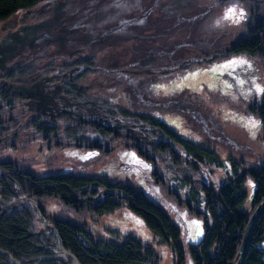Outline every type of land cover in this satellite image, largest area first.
Listing matches in <instances>:
<instances>
[{"label":"trees","instance_id":"obj_1","mask_svg":"<svg viewBox=\"0 0 264 264\" xmlns=\"http://www.w3.org/2000/svg\"><path fill=\"white\" fill-rule=\"evenodd\" d=\"M41 1L0 0V23L16 24V29L0 40V112L5 113L0 118V250L4 251L0 252V264H7L10 257L37 264H73V260L77 264L160 263L161 257L150 243L117 229L107 228L104 238L83 224L52 217L45 227L36 230V211L45 219L47 213L41 204L31 206L32 197H57L72 209H88L100 215L125 207L141 217L154 243L165 245L170 252V242L173 244L172 264H232L250 216L242 209L248 179L253 182L251 211L264 198V151L263 164L243 169L242 159L247 158L226 155L229 167L223 182L214 188L199 181L195 187L200 166H222L218 146H237L230 138L223 139L228 143H220L213 137L216 132L205 138L209 130L218 132L223 125L211 106L224 105L228 99L221 87L207 91L204 98L187 89L161 95L153 91L152 85L241 54L249 56L252 67L238 68L234 73L241 77L248 73L252 83L257 77L252 59L264 56V18L244 27V35H236L238 30L229 32V24H218L220 11L213 4L203 9V1L197 6L191 0H86L77 4L74 0H46L40 12L48 17L30 22L34 17L31 7ZM217 1L224 4L222 10L234 3ZM135 4L137 20L151 19L156 31L143 29L140 44L128 45V38L136 35L117 33L136 18L122 20L111 29L104 26L120 20ZM188 8L197 11L188 18L189 35L196 32L195 23L210 10L217 12L210 27L226 33H218L216 46L203 45V49L186 57L172 52L173 48L167 49L160 39L168 35L172 24L180 23ZM55 26L57 29H52ZM63 26L84 32L64 44L55 34ZM229 33L232 38L226 40ZM50 47L54 52L40 59L23 56L38 48H42V56ZM247 83L243 84L245 89ZM236 87L235 81L234 90ZM251 89L253 99L248 100L244 112L260 120L264 148V91L256 101L254 86ZM155 113L180 116L185 128L197 133L201 142L182 138ZM33 141L45 143L46 150L62 144L102 152H110L114 144L134 150L152 166L154 182L178 179L189 186L186 208L202 220L203 237L196 245L181 247L179 226L142 189L129 183L110 182L105 175L38 176L28 163L10 158L12 152L28 147H19L17 142ZM116 189L126 190L131 201L122 199ZM56 233L65 256L58 255ZM241 264H264V210L248 238Z\"/></svg>","mask_w":264,"mask_h":264},{"label":"rangeland","instance_id":"obj_2","mask_svg":"<svg viewBox=\"0 0 264 264\" xmlns=\"http://www.w3.org/2000/svg\"><path fill=\"white\" fill-rule=\"evenodd\" d=\"M45 1L46 0H42L37 6L31 7L34 17L30 22H36L48 17L46 12H40V8L45 5ZM74 1L76 4L79 2H86V0ZM191 1L196 3L197 6L203 1V9H206L213 4L214 6L212 7H216L217 12L220 11L217 15V17L219 16L218 24H229V32L233 30V28L238 30L236 35H244V27L249 25L252 26L255 23L253 21L258 20L259 17L264 18V0H227L225 1V4L228 2L234 3L225 7L223 10L221 8L224 4H219V1L217 0ZM132 6L133 7H131L127 13L125 12L122 14L120 20L108 23L104 27L111 29L114 26L120 25L122 20H133L132 18H136L138 14L135 9H137L138 5L135 4ZM49 7L51 8L52 5ZM229 9H232L233 11L229 13ZM196 12L197 11L194 8H188L178 20L180 23L177 25L172 24L167 29L168 35L161 36L162 38L160 40L166 43L167 49L169 47L173 48L172 52H175V54H186L185 56L188 57L192 52H198L203 49V45L216 46L217 43H219L217 35L220 34L219 32L224 34L226 32L217 29L215 30L210 27L211 25L209 24L217 13L214 10H210L208 14L204 13L200 18V21L195 23V26L197 27L196 32L189 35V26L187 24L189 22L188 18L196 15ZM150 20L148 21V19H144L143 21H138L136 18L133 20L134 22H132V24L119 30L117 34H121L125 37L129 34H135V37L128 38L130 41L128 45H132L134 42L140 44L139 35L144 33V31H142L143 29L147 28V31L150 32L153 30L156 31V23H150ZM3 22L4 21L1 23ZM14 26H16L15 23L4 22L0 26V40L7 37L10 32H13L16 29ZM99 28H101V26ZM52 29H57V27L55 26ZM82 32H84V29L80 28L78 31H75L73 27L66 28L63 26V30H61L60 33L55 34H58V38H60L61 42L65 44L80 37ZM167 37L168 40L165 39ZM231 38L230 33L228 36H225L226 40H230ZM196 42L198 43V47H193V44H196ZM68 47L69 46L66 48ZM41 50L42 48H38L34 50L33 53L27 51L23 56H33L34 59H40L50 51L54 52V48L50 47L46 49L47 52L45 54L39 56V51ZM253 60H255L257 77L252 83L251 80L248 79V73L243 77L234 73V70L238 68L250 69L252 67L249 56L241 54L215 63L206 68L197 69L184 75L174 76L152 85L153 91L161 95L172 91L187 89L204 98L206 97L207 91H212L214 88L221 87L220 90L223 91V95L228 99L224 105L211 106L214 113L218 114L220 121L223 122V125L220 126L222 131L218 130L217 132L215 130H209L205 138L208 139V137L216 132L217 136L213 135V137H216L215 139L219 140L220 143L223 144V141H225L223 140L224 138H230L235 141L237 146H231L229 144L218 146L216 149L221 156L222 166H200V170L195 176V187H198L200 184L199 181L214 188L223 182L224 173L229 167L224 159L226 155L231 154L232 156L238 155L244 156L245 159L247 158L246 160L242 159V162L245 163V165L242 166V169L263 164L262 155L264 148L262 147L261 141L263 133L260 120L255 115L250 116L244 112L248 100L253 99L251 88L254 86V90L258 96L256 101L260 100L259 98L264 91V56H255L252 61ZM225 73H229V75ZM230 73L235 77V81L237 82L235 90V81H232L233 78ZM223 74L227 77L225 76L226 78H224L222 76ZM246 77L248 83L245 79ZM244 83H247L246 89L243 86ZM261 85L262 88L260 89ZM243 94H245V101L242 98ZM155 115L168 127L177 131L182 138L190 139L195 143L201 142V138H199L197 133L193 131L191 132L185 128L180 116L172 113H155ZM4 116L5 113L0 112V118H3ZM195 126H198V129L200 130L199 123H196ZM191 128L194 129L193 127ZM201 134L204 135L202 132ZM54 141L55 140H53V142ZM225 142L228 143V141ZM17 144L19 147L27 144L28 147H25V150L22 151L18 150L12 152L13 154H11L10 158H17L24 163H28L38 176L49 173H68L90 176L105 175L110 182H118L121 184L129 183L142 189L146 196L158 203L169 214L171 220L179 226L181 231V247L186 248L188 244L196 245L203 237L202 220L192 215L186 208L185 200L189 197V186L183 185L182 180L178 179H171V181L164 183L154 182L151 179L153 175L150 174L152 166L134 150L126 149L122 146H116L115 144V147H113L110 152H102L97 148H71L63 144L61 147L53 146L55 148H52V150H46V144L41 143L40 141H33L29 144L17 142ZM245 190L247 196L242 209L246 211V213L251 214L252 205L250 199L253 193V182L249 179L246 182ZM29 203L32 207L35 203H38L45 208L47 213V219L45 220L47 223L50 221L49 218L52 217L64 219L75 224H83L95 235L104 238L107 236V234H105L107 233V228L117 229V231L122 234L134 235L142 242L150 243L153 246L154 250L161 257L159 264H172V255L168 247L163 244L154 243L155 241L144 227L141 217L125 207L117 209L112 214L100 215L88 209H72L68 205L62 203L57 197H32L30 198ZM35 226L36 230L43 228L37 214ZM29 264H37V262L33 261Z\"/></svg>","mask_w":264,"mask_h":264},{"label":"water","instance_id":"obj_3","mask_svg":"<svg viewBox=\"0 0 264 264\" xmlns=\"http://www.w3.org/2000/svg\"><path fill=\"white\" fill-rule=\"evenodd\" d=\"M116 192L119 193V196L126 200L127 202H130L131 201V197L129 195V193L122 189V190H119V189H116ZM37 210V209H36ZM264 210V198L262 199V201L253 209L252 213L250 214L248 220H247V223H246V226L244 228V232L242 234V240L240 242V245L238 247V251H237V257L236 259L233 261L232 264H241L242 260H243V257H244V253H245V250H246V245H247V241H248V238L256 224V222L258 221L262 211ZM36 214L38 216V219L39 221L42 223V226L45 227L47 225V222L45 220V218L38 212V210L36 211ZM56 236H57V244H58V255H61V256H65L66 254V251L65 249L63 248L62 246V242H61V239L59 238L58 234L56 233ZM170 248H171V252L174 253L175 252V249H174V246L173 244L170 242ZM1 253H4V251L0 250ZM25 263V261H16V260H13L11 257L9 258L7 264H23ZM73 264H77L76 260H73L72 262Z\"/></svg>","mask_w":264,"mask_h":264},{"label":"flooded vegetation","instance_id":"obj_4","mask_svg":"<svg viewBox=\"0 0 264 264\" xmlns=\"http://www.w3.org/2000/svg\"><path fill=\"white\" fill-rule=\"evenodd\" d=\"M34 260H29V262L27 263V261H25V264H29L30 262H33Z\"/></svg>","mask_w":264,"mask_h":264},{"label":"snow or ice","instance_id":"obj_5","mask_svg":"<svg viewBox=\"0 0 264 264\" xmlns=\"http://www.w3.org/2000/svg\"><path fill=\"white\" fill-rule=\"evenodd\" d=\"M233 10L232 9H229V13H231Z\"/></svg>","mask_w":264,"mask_h":264}]
</instances>
